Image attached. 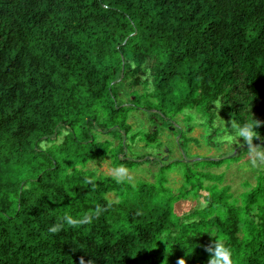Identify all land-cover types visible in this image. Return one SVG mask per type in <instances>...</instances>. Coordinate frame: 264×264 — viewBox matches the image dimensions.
I'll list each match as a JSON object with an SVG mask.
<instances>
[{
  "label": "trees",
  "instance_id": "16d2710c",
  "mask_svg": "<svg viewBox=\"0 0 264 264\" xmlns=\"http://www.w3.org/2000/svg\"><path fill=\"white\" fill-rule=\"evenodd\" d=\"M218 103L264 137V0H0V264H208L216 237L234 264H264V173L238 198L209 169L239 155L133 151L162 142L131 119L212 124ZM109 157L155 180L89 168ZM190 196L206 205L179 215ZM64 213L89 219L50 233Z\"/></svg>",
  "mask_w": 264,
  "mask_h": 264
},
{
  "label": "rangeland",
  "instance_id": "374dc122",
  "mask_svg": "<svg viewBox=\"0 0 264 264\" xmlns=\"http://www.w3.org/2000/svg\"><path fill=\"white\" fill-rule=\"evenodd\" d=\"M217 106L220 107V104H216L215 108L218 115L212 124L200 112L187 109L175 118L176 123L174 121L154 123L144 115L137 119H131L130 122L135 123V130H140L144 126L151 130L158 128L160 130L159 139L162 142L159 148H153L146 146L144 141L137 140L133 144V151L153 155L157 160L165 162L183 159L185 151L188 152L189 160L198 157L220 158L239 155L241 157L239 160L210 168L209 171L216 175H222L221 181L217 180L213 183L216 182L220 188L230 187V191L240 198L242 194L258 185L259 177L264 173V137L258 136L253 140L252 145L258 147V149L252 152L243 150L245 147L248 148L249 145L242 138L233 144L231 133L224 126L226 125L230 129L232 119L223 115L221 109ZM183 135L185 138H182ZM181 140L185 142V145L181 146L179 144ZM128 153L132 154L131 151H128ZM256 160L261 161L259 166H253V162ZM89 168L96 169L99 174L114 176L115 170L123 167H115L109 157L90 162ZM124 170L125 172L121 178H127L132 183H136L141 179L154 181L158 167L153 165L135 170ZM169 180L168 185L175 188V190L184 184V177L179 171L171 172ZM205 184H212V182L207 180ZM109 197L118 200L117 195L114 193L109 194ZM204 205H206V201L203 196H190L176 204V211L179 215L186 216L197 209L203 208ZM187 221H192V219H187Z\"/></svg>",
  "mask_w": 264,
  "mask_h": 264
},
{
  "label": "clouds",
  "instance_id": "9594fccd",
  "mask_svg": "<svg viewBox=\"0 0 264 264\" xmlns=\"http://www.w3.org/2000/svg\"><path fill=\"white\" fill-rule=\"evenodd\" d=\"M217 108H220L217 106ZM218 115V113H217ZM259 121H256L253 119L252 122L244 121H235L231 122V127L229 129L228 126L224 125L228 128L229 132L231 133V139L234 142L239 140L240 138L243 139V141L248 144L249 146L252 145L253 140L258 137V132L255 130L258 126ZM218 140L220 138H217ZM254 147H250L249 149H252ZM261 164L260 160H256L253 162V166H259ZM125 170L123 168H118L115 170L114 179H116V182H121V176L124 174ZM102 211L101 207H97L96 209V215H99ZM89 218H85L84 220H77L72 217L69 213H64L62 216L58 218V221L53 223V225L48 229V231L52 234H56L63 230L66 226L75 227L79 223H84ZM206 251L209 253V260L208 264H234L233 259V252L229 245H227L225 242H222L217 237L213 244L209 245L206 248ZM179 264H184V260H180Z\"/></svg>",
  "mask_w": 264,
  "mask_h": 264
}]
</instances>
